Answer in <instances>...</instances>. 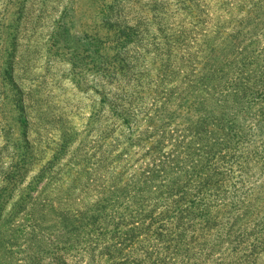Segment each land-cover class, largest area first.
Segmentation results:
<instances>
[{
  "label": "rangeland",
  "instance_id": "1",
  "mask_svg": "<svg viewBox=\"0 0 264 264\" xmlns=\"http://www.w3.org/2000/svg\"><path fill=\"white\" fill-rule=\"evenodd\" d=\"M178 234L264 264V0H0V264Z\"/></svg>",
  "mask_w": 264,
  "mask_h": 264
},
{
  "label": "trees",
  "instance_id": "2",
  "mask_svg": "<svg viewBox=\"0 0 264 264\" xmlns=\"http://www.w3.org/2000/svg\"><path fill=\"white\" fill-rule=\"evenodd\" d=\"M108 217L100 218L98 221H104L107 222ZM183 218V217H182ZM119 225V224H117ZM152 236V237H160L162 233L155 231L154 233L148 232L147 236ZM182 243L183 245H189L190 243L186 239V237L183 234H178L176 237L173 239H167L166 241L163 240V245L164 248L162 250V253L158 254V258L160 259L161 262H166L167 258H174V259H180L183 260L185 263L191 264L194 260H196L200 254H195L192 252H183V248H179L178 246ZM149 259L151 260L152 258V253H149L148 255ZM125 264V263H124Z\"/></svg>",
  "mask_w": 264,
  "mask_h": 264
}]
</instances>
